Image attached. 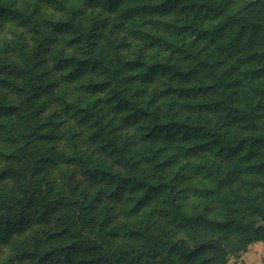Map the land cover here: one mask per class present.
<instances>
[{
	"label": "clouds",
	"instance_id": "9594fccd",
	"mask_svg": "<svg viewBox=\"0 0 264 264\" xmlns=\"http://www.w3.org/2000/svg\"><path fill=\"white\" fill-rule=\"evenodd\" d=\"M262 222L264 0H0V264H227Z\"/></svg>",
	"mask_w": 264,
	"mask_h": 264
},
{
	"label": "rangeland",
	"instance_id": "374dc122",
	"mask_svg": "<svg viewBox=\"0 0 264 264\" xmlns=\"http://www.w3.org/2000/svg\"><path fill=\"white\" fill-rule=\"evenodd\" d=\"M237 238L230 242L229 264H262L264 260L263 240H243Z\"/></svg>",
	"mask_w": 264,
	"mask_h": 264
},
{
	"label": "trees",
	"instance_id": "16d2710c",
	"mask_svg": "<svg viewBox=\"0 0 264 264\" xmlns=\"http://www.w3.org/2000/svg\"><path fill=\"white\" fill-rule=\"evenodd\" d=\"M223 227L225 228H229L230 229V225H223ZM262 229H264V226H261ZM242 234L240 235V238H243V240H253V239H257V240H263L264 241V231H255V232H249L247 229H240L239 230ZM213 247H215V245L213 244H203L201 245L199 248L195 249L193 252L189 253L186 255L185 257V261L186 264H188V262L194 260L197 256L199 255H203L205 252H207L208 250L212 249ZM221 251H224L223 249H221ZM231 254V250L230 247L228 246L227 248V264H229V255ZM215 258H209L207 260H205L204 264H212V261ZM264 264V260L263 263Z\"/></svg>",
	"mask_w": 264,
	"mask_h": 264
},
{
	"label": "water",
	"instance_id": "95a60500",
	"mask_svg": "<svg viewBox=\"0 0 264 264\" xmlns=\"http://www.w3.org/2000/svg\"><path fill=\"white\" fill-rule=\"evenodd\" d=\"M261 226H264V222L261 223Z\"/></svg>",
	"mask_w": 264,
	"mask_h": 264
}]
</instances>
